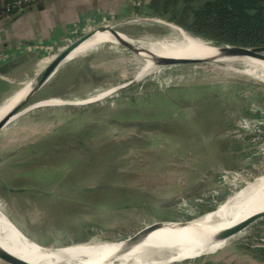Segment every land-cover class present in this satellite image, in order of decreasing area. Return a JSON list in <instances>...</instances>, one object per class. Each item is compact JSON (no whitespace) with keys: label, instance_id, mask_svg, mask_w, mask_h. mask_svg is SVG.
I'll list each match as a JSON object with an SVG mask.
<instances>
[{"label":"rangeland","instance_id":"rangeland-1","mask_svg":"<svg viewBox=\"0 0 264 264\" xmlns=\"http://www.w3.org/2000/svg\"><path fill=\"white\" fill-rule=\"evenodd\" d=\"M137 13L115 29L147 43L175 35L165 20ZM99 44L94 68L39 93L63 102L32 117L16 115L0 131V148L10 143L8 167L18 177L9 186L26 191L7 192L11 198L0 209L23 233L45 247L122 240L158 228L157 218H201L216 201L218 211L264 175L262 79L237 70L239 64L149 67L143 55L115 39ZM101 92L110 94L79 102ZM154 121L155 127L148 125ZM81 143L92 147L82 151L93 165L66 192L60 177L70 167L58 158ZM20 144L29 145L19 150ZM262 247L264 216L217 251L174 264H264L257 255Z\"/></svg>","mask_w":264,"mask_h":264},{"label":"bare ground","instance_id":"bare-ground-1","mask_svg":"<svg viewBox=\"0 0 264 264\" xmlns=\"http://www.w3.org/2000/svg\"><path fill=\"white\" fill-rule=\"evenodd\" d=\"M166 23L176 30L173 37L147 43L122 33H119V36L141 50L140 54L146 58L147 63H151L149 67L157 66L155 60L159 57L209 59L212 64L218 66L239 64L241 67H237V70L250 73L264 81L263 59L241 55L227 56L223 52L216 54L217 49L211 46V43L195 38L174 23L168 21ZM101 32L105 34L97 37ZM106 39L119 41V38L113 36L109 30L102 29L73 50L66 60L86 53ZM30 88L28 86L25 93L18 95L7 106L1 107L0 119L26 97ZM109 94L101 92L79 102H92ZM61 102L63 101L52 98L41 103L52 105ZM262 212H264V175L240 191L218 211L205 213L201 218L191 219L186 223L165 222L159 224L158 228L148 229L149 231L124 241L93 240L62 247H45L24 234L0 209V244H3L5 249L31 261L32 264H174L217 251L235 236L218 239L220 233L251 215ZM0 259L10 262L7 253L1 249Z\"/></svg>","mask_w":264,"mask_h":264},{"label":"crops","instance_id":"crops-1","mask_svg":"<svg viewBox=\"0 0 264 264\" xmlns=\"http://www.w3.org/2000/svg\"><path fill=\"white\" fill-rule=\"evenodd\" d=\"M137 1L139 0H37L21 11L0 17V109L25 93L28 86L31 87L29 98H41L38 101L52 99L39 95L44 86L49 84L48 80L32 91L35 80L45 67L71 42L103 25L116 28L120 23L131 20L136 10L139 16L155 17L144 14L148 13L145 0L136 7ZM97 49L96 47L65 60L59 66L64 67L66 72L74 64H80L90 57L92 67ZM39 106H28L17 118L32 117L34 114L31 113ZM9 144L5 143V148L0 150L7 153ZM4 154L0 152V191H5L3 184L9 186V182L15 183L18 179L16 170L8 167L10 158H6ZM15 156L12 160L18 158Z\"/></svg>","mask_w":264,"mask_h":264},{"label":"trees","instance_id":"trees-1","mask_svg":"<svg viewBox=\"0 0 264 264\" xmlns=\"http://www.w3.org/2000/svg\"><path fill=\"white\" fill-rule=\"evenodd\" d=\"M11 1L12 0H0V17L18 12L16 10L7 11L6 6ZM146 5L149 15L174 22L193 35L205 40L213 41L220 45L230 44L247 47L264 46V0H147ZM90 59V57L85 58L83 62L81 61L80 64H74V66H71L66 72L64 67L59 66L48 79L49 84L44 87L50 86L51 83H53L57 89V87L61 88V86H67L72 79L77 80L80 72L94 68L90 66ZM62 70L63 72H61ZM60 75H67L74 78L65 77L66 81H63L64 79L58 78ZM166 95L165 93V97L168 101L173 100L172 97L169 100L167 97L168 95ZM51 97H56V95L47 96V98ZM40 99L41 98L38 99L34 97L28 98L21 109ZM52 107L53 106L37 107L31 114L38 115L40 110L50 111ZM156 122H150L148 125H153V127H155L157 124ZM74 140H76V137L70 140L71 143ZM114 146V144L109 145L104 151ZM91 148L90 145L81 143L80 147L71 145L70 150L65 153L66 157L64 158H58L61 155H54V157L58 159H63L61 163L62 161L65 163L68 160L67 166L70 167V169L64 171V175L60 177V179L64 178V185L61 189L68 192L73 187L79 186L78 184L81 182L75 183L76 179L85 177L83 172L89 166L93 165L89 163L91 159L83 156L85 153H83L82 149L92 150ZM32 149L33 148H29V150ZM96 160L97 159H95V161ZM86 166L88 167L86 168ZM86 197L88 198L90 196ZM220 198L221 196H219V199ZM217 203L219 202L216 201L211 203L206 210H214ZM186 219H192V216H187ZM89 227H91V225H87V228ZM257 251V255L264 259V247L257 249Z\"/></svg>","mask_w":264,"mask_h":264},{"label":"water","instance_id":"water-1","mask_svg":"<svg viewBox=\"0 0 264 264\" xmlns=\"http://www.w3.org/2000/svg\"><path fill=\"white\" fill-rule=\"evenodd\" d=\"M158 18H160V17H158ZM159 20H165V19L161 18ZM165 21H168V20H165ZM168 22L174 23V22H171V21H168ZM174 24H176V23H174ZM102 29L109 30L112 33L113 36L119 38V42L123 43L127 47H130L131 49H133L134 51H137L138 53L141 52V50L137 46L133 45L129 41H127V40L123 39L122 37H120L119 36L120 32L117 29H115V27L103 25V26L99 27L98 29H96L94 31H91L89 33H86L85 35H83L80 38L76 39L75 41L71 42L65 49H63L60 53H58L54 57V59L45 67V69L42 71L40 76L35 80V85L33 86V88H32L33 90L32 91H35L40 86H42L50 78V76L56 71V69L59 67V65L63 61H65L67 59V57L70 55V53L73 50H75L79 45H81L83 42H85L90 37L94 36L97 32H99ZM190 34L192 36H194L195 38H199V39H201V40H203L205 42L211 43L212 44L211 46L216 47V49H217L216 54L218 52L219 53L223 52V54H225L227 56H240L241 55V56H248V57H251V58H257V59H263L264 60V46L247 47V46L230 45V44L220 45V44L215 43L213 41L211 42V41L205 40L203 38L197 37V36L193 35L192 33H190ZM155 61H156V63L158 65H168V64L205 62V61H209V59H195V58H184V57H181V58H179V57H159ZM131 82H129L127 84H121V85H118V86H119V88L120 87L122 88V87L130 84ZM29 96H30V94H27L26 97L21 102H19L13 109H11L4 117H2L0 119V131L16 115H18L19 112H21V110H22L21 107L24 105L25 101L29 98ZM44 101H47V100H42V101H38L36 103H33L28 108L39 106L40 103L44 102ZM23 109L25 110V108H23ZM2 188H4L6 190V189L9 188V186H7L6 184H3ZM9 189H10V191H16V192L25 190L23 188H17V187H10ZM49 194H51V193H49ZM211 211H213V210H211ZM263 216H264V212L256 213L254 215H251L250 217L244 219L243 221H240L239 223L233 225L232 227H229L228 229H226L225 231L220 233L218 235V239H227V238L239 233L240 231L245 229L247 226H249L251 223H253L255 220H257L258 218H261ZM189 220L190 219L181 220V219L157 218L153 222H155L157 224H163L165 222H176V221L186 223ZM13 223H14V221H13ZM136 233H134L132 235H129V236L125 237L122 240L131 239V238H133L135 236ZM28 237L33 239L31 236H28ZM33 240L36 241L35 239H33ZM40 245L46 246L44 244H40ZM0 249L5 251L7 253V255L9 256V258H10V262L9 263H12V264H32L31 261H28L24 257L14 253V252H12L10 250L5 249L3 244H0Z\"/></svg>","mask_w":264,"mask_h":264},{"label":"built area","instance_id":"built-area-1","mask_svg":"<svg viewBox=\"0 0 264 264\" xmlns=\"http://www.w3.org/2000/svg\"><path fill=\"white\" fill-rule=\"evenodd\" d=\"M37 0H12L7 6L6 9L7 11H21L22 9H24L27 5L35 2ZM143 0L139 1V4H142Z\"/></svg>","mask_w":264,"mask_h":264},{"label":"flooded vegetation","instance_id":"flooded-vegetation-1","mask_svg":"<svg viewBox=\"0 0 264 264\" xmlns=\"http://www.w3.org/2000/svg\"><path fill=\"white\" fill-rule=\"evenodd\" d=\"M20 145H22L21 146V148L19 149V150H21L22 148H26L29 144H20ZM8 153V152H7ZM7 153H5L4 154V156H6L7 155ZM36 161H38L37 159H35ZM39 162V161H38ZM37 162V163H38ZM11 186H9V188H10ZM6 189L5 190V192L2 190V191H0V202H2L3 200L4 201H9V199L11 198L10 196H8L7 195V192H13V191H10V189ZM21 192H26L25 190L24 191H21ZM30 195L32 196V198L34 197V195L33 194H31L30 193ZM31 196H29V197H31Z\"/></svg>","mask_w":264,"mask_h":264}]
</instances>
